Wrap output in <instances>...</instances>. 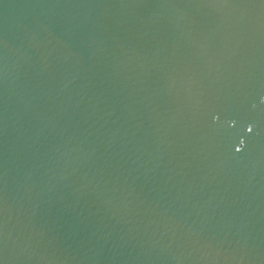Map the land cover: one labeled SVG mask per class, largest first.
Wrapping results in <instances>:
<instances>
[{"label":"water","instance_id":"95a60500","mask_svg":"<svg viewBox=\"0 0 264 264\" xmlns=\"http://www.w3.org/2000/svg\"><path fill=\"white\" fill-rule=\"evenodd\" d=\"M0 264H264V0H0Z\"/></svg>","mask_w":264,"mask_h":264}]
</instances>
